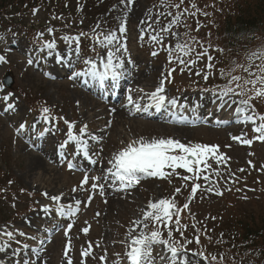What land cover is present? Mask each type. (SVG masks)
<instances>
[{
    "label": "rangeland",
    "instance_id": "374dc122",
    "mask_svg": "<svg viewBox=\"0 0 264 264\" xmlns=\"http://www.w3.org/2000/svg\"><path fill=\"white\" fill-rule=\"evenodd\" d=\"M42 1L40 0V3ZM51 1L45 0L42 8H35L33 11L30 3V12H32L27 15L24 12L22 17L16 13L26 21L24 27V23H18L21 18H16L14 25L11 24L14 30L9 31L10 26L0 28V55L5 56L8 61L0 64V82L3 83L7 74H10L13 80L11 88L4 85L3 92H0V228L8 226L9 230L26 233L23 237L17 235L10 246L0 251V264H24L25 260L34 258L30 248L39 246L40 239L37 237L42 238L40 228L46 222V219L39 220V216L48 218L56 208L55 204L41 195L43 192H47L49 196L62 194L65 198L77 197L82 201L77 215L65 217L61 229L50 238L52 241L43 245L41 259L47 264H66L63 255L67 241L64 228L68 223L73 224L69 234L72 242V251L69 255L74 264H80V253L89 242L93 244V250L92 257L87 259L86 264H101L99 257L105 252L107 264H113V261L118 259L115 254L125 252L123 242L126 240L127 231L133 226L132 221L141 217V210L146 208L149 200L156 201L171 197L174 188L181 187L182 192L176 200L178 206H182L187 201L191 182H188V187L185 188L179 176H173L171 183L168 180L142 177L138 185L127 190L121 189L119 183H113L111 179L103 180L105 192L110 186V193L118 194L112 197L107 194L100 196L98 191L90 192V190H78L72 193V188L80 184L85 173L99 175L98 169L109 165L108 161L114 153L140 137L147 140L172 137L185 143L191 141L219 145L220 151L230 157L226 165L219 166L221 176L212 177L218 183L223 196H216L203 189L198 192L197 197L190 204L191 214L187 211L182 213V223L189 225L185 235L189 239L193 238L195 230L191 225L196 223L206 252L224 253L226 257L235 256L238 264H264L263 236L258 238L257 244L253 247L249 243L240 244L241 237L238 238V243L235 242L236 233L244 234L239 223L237 224L238 221L249 222L252 218L261 227L263 225L261 222H264V171L261 170V165H264V143L254 141L249 147L231 139L232 136H239L242 133H246L245 138H254L251 131L253 125L235 122L237 116L233 109L228 113V108H224L218 115L220 109L218 102L210 93L200 91L202 88L211 89L217 84L224 83L218 73L215 77H210L207 82L201 76L195 75L197 69L204 68L207 59L195 65L191 72L187 70L181 72L177 68L171 77V82H166L164 94L178 100L177 108L168 106L151 112L154 109L151 107L147 111H136L134 105L128 104L129 94L134 101H143L140 104L141 108L152 103L145 94L155 91L169 68L175 66L169 64L167 52L163 47L150 40L152 30L142 32L147 28V23L141 21L151 22L149 11L152 13V19H155L156 12L164 11L160 7V0H135L131 6L121 4L120 0H91V19L98 13L100 15L92 20L93 24L82 30L86 34L92 35L93 29L105 33L110 30L116 31L126 17L127 31L123 35L117 31V35L128 49V53L123 57L124 73L134 78L124 87L117 101L106 100V104L84 89L91 85L90 78L76 80L71 78L75 72L84 70V58L96 57L94 48L101 55L105 50L99 49L93 40H88L86 44L81 43L80 40L82 56L77 58L73 53L75 44L67 48L59 44L65 43L61 39L63 36L69 38L78 36L73 34L76 32L71 27L76 22H71L70 25L64 0ZM222 1L230 4L233 0H194L198 8L208 15L197 13L195 17H188L186 22L190 29L179 28L182 34L190 30L191 36L209 48L218 68H224L233 61L244 62L246 53L264 48V32H258L252 37L246 36V39L234 49L226 47L223 32L219 34V29L215 28L217 24L221 25L227 15L231 16L232 9L225 6ZM189 2L190 0H186V5ZM76 5L80 11L83 10V2L77 0ZM20 7L21 5L18 6ZM168 19L170 17L167 19L160 17L161 25L166 24ZM197 22H199V31L196 30ZM97 25L100 26L99 29L96 28ZM154 27L158 26L154 25ZM49 28L54 31L49 33ZM41 29L46 31L41 32ZM142 34L143 40L140 39ZM52 40L56 43L52 55L48 54V50L42 52L40 49L43 43ZM169 42L175 43L170 38L165 40V43ZM215 49L224 51L221 53ZM153 51L159 54L153 56ZM57 54L65 57L63 63L56 62ZM129 59L132 61L131 64L127 63ZM29 60L33 62L29 64ZM34 64L37 67L40 65V68L33 67ZM65 65L68 68L61 74L65 75L64 78L49 76L50 74L56 77L57 71ZM83 79L85 87L81 84ZM9 92L13 95L8 102L14 103L16 107L11 111H4L8 102L3 101L2 97ZM201 100L210 101V106L205 103L201 106ZM254 104L257 111L264 114V101H254ZM179 105L186 107L180 108ZM41 106L51 109L50 116L53 119L50 122L46 123L41 118L39 111ZM215 110L218 112L213 114ZM118 111L127 113L130 120L123 122L116 116ZM156 114L160 119H153V115ZM61 116L75 123L76 134H79V128L86 124L88 132L99 138L97 141L89 139L90 156L97 160L96 164L90 163V167H84L83 171L69 169L65 160L72 151H76L74 142L68 143L62 149V160L55 156L57 145L67 141V126L63 120L58 119ZM179 116L195 120L196 126L170 122ZM35 119L47 124L45 138H42L44 134H41L42 137L37 139L38 132L33 129L35 126H31ZM199 119L204 121L196 122ZM22 123L26 127L18 134L17 128ZM35 159L42 160L41 170L34 171L30 167ZM249 161L255 165L254 168L249 166ZM239 169L245 171L241 172ZM177 172L186 174L183 170ZM199 183L204 184V181L201 180ZM88 188L89 186H86V189ZM228 188H231V191H228ZM89 194L93 197L90 203L87 202ZM117 196H121L120 200L109 204L110 198ZM244 196L248 199H243ZM43 206H49L52 211L48 214L43 213L41 211ZM85 227L89 228L87 235L81 231ZM208 237H211V243ZM27 238L30 239L28 243H26ZM3 243L5 238L0 237V244ZM24 243L27 247L23 249L21 246ZM245 246L248 248L245 249ZM189 248L198 250L195 244L189 245Z\"/></svg>",
    "mask_w": 264,
    "mask_h": 264
},
{
    "label": "snow or ice",
    "instance_id": "6c2138e0",
    "mask_svg": "<svg viewBox=\"0 0 264 264\" xmlns=\"http://www.w3.org/2000/svg\"><path fill=\"white\" fill-rule=\"evenodd\" d=\"M121 4L131 6L135 0H120ZM160 7L164 11L155 13V19H152V13L149 11V20L151 22L141 21L147 23V28L142 32H147L148 29L152 30L150 40L157 45L163 47L167 52L168 62L170 67L166 75L160 80L159 85L155 91L146 93L148 99L152 102L141 108V105L133 100L131 94L128 95L127 100L129 105H134L136 111H147L148 108L154 107L156 110H161L170 106L177 108L179 102L176 98H169L164 93L166 92V82H171L173 73L177 68L181 72L189 71L203 61L205 58L207 62L204 64L203 69L195 71L196 76H201L207 82L210 77H215L218 73L219 78L224 81L223 84H217L214 88H202L201 92L210 93L218 102V108L233 109L239 122L244 124H251L252 133L254 138H245L246 133L239 136H232L233 141L239 142L242 145L251 147L254 141L264 143V114L259 113L256 109L254 101H264V48H259L245 54L244 62L233 61L230 65L224 68H218L215 58L210 54L209 48H206L199 40L190 35V30L183 34L179 28L190 29L187 24L188 17H195L197 13L207 16L208 13L203 12L198 8L194 0L186 5V0H160ZM160 17L168 19L166 24L161 25ZM55 18V17H54ZM126 17L118 26L116 31H97L93 29L92 40L98 45L99 49L105 50L101 55L97 49L96 57H87L83 59L85 65L84 70L75 72L71 77L73 80L79 78H90L95 81L100 87H103L105 82L109 79L113 82L118 81L125 70V59L123 58L128 49L125 43H122L117 35V31L123 35L126 33ZM199 31V22H197ZM158 26V27H154ZM99 25L96 26L99 29ZM173 29H176L175 31ZM54 29L49 28L48 32L52 33ZM87 34L81 32L79 36L71 37L63 36L66 43L71 46L73 43V53L77 58H81L82 52L80 48V37ZM170 38L175 43H165V40ZM144 39V35L140 36ZM56 49L54 40L44 42L41 51L48 50V54ZM199 49V50H198ZM216 51L223 52V49H215ZM159 53L152 52L153 56ZM194 54V55H193ZM65 57L57 54L56 62L63 63ZM5 56L0 55V64L7 63ZM33 61L29 60L31 64ZM128 64L132 61L129 59ZM4 84L0 82V92H3ZM131 91V90H129ZM141 92L143 89L140 90ZM12 93L5 94L2 99L8 102L12 97ZM235 106V107H233ZM14 103L8 102L4 111H11L15 109ZM180 108L186 105H179ZM41 118L47 123L53 117L50 116L51 109L49 107L41 106ZM67 126V141L60 145L64 149L69 142H74L76 145V153L82 154L91 164H96L97 160L92 159L90 156L89 139L97 141L99 138L91 135L88 132V125H83L79 128V134L74 132L75 123L70 122L64 117H59ZM175 123H189L191 126H196L193 121H185L183 116L174 118ZM26 127L25 124H20L17 128V133H21ZM88 137V139H84ZM95 155H99L95 153ZM63 157V152H61ZM230 157L226 156L220 151L219 145H209L199 142H182L179 139L172 137L168 138H152L147 140L143 137L134 139L128 143L124 148L114 153L108 161L110 167L106 169V175H90L85 173L83 179L77 187L72 188V193L78 190H90V192H99L100 196L105 194V185L103 180L111 179L113 183H119L123 190L131 189L141 182L142 177H152L161 180H168L171 183L173 176H179L184 182L183 187H188V182H191L190 192L187 201L182 206H178L176 197L181 194L182 188H174V193L171 197L160 198L156 201L149 200L146 208L142 209V215L132 221V227L127 231L126 240L123 242L125 252L123 254L116 253L118 259L113 261V264H238L235 256L226 257V254L208 253L202 245L201 232L197 229V224L191 225L194 229L193 238L186 237L189 225L182 223V213L189 212L190 204L193 199L197 197L198 192L203 189L208 193L216 196H223V192L219 190L218 183L212 177H220L221 172L219 166L226 165ZM250 167L255 165L249 161ZM68 168H74L70 162ZM177 170H183L180 174ZM211 170V172L209 171ZM261 170L264 171V165H261ZM244 172V169H239ZM204 181V184L199 181ZM91 182V183H90ZM235 183L236 181H232ZM86 186H89L86 189ZM231 191V188L227 189ZM23 191V190H22ZM240 191V189H237ZM255 191V189H249ZM46 199L50 200L56 205L55 212L61 217H75L80 211L82 201L76 199L74 205L72 203H62L63 196L54 195L49 196L47 192L41 193ZM92 195L89 194L87 202L90 203ZM243 199H248L244 196ZM106 202V201H105ZM15 207V205H13ZM41 211L48 214L52 211L49 206H43ZM99 215V213H97ZM194 219V216H193ZM213 219H215L213 217ZM72 223H68L64 228V236L67 238L64 248V258L66 264H74L72 257L69 253L72 251V242L70 237ZM139 229V231H137ZM85 235L88 234L89 228L85 227L81 230ZM207 233V230H204ZM26 236V233L18 230H9L8 226L0 228V237L5 238V243L0 244V251L5 247L10 246V243L16 240V236ZM177 236L179 238H177ZM34 238V237H33ZM211 243V237H208ZM19 242V241H17ZM220 243V241H217ZM40 247L32 249L34 258L24 261V264H47L46 261L41 259V253L44 251V240L39 241ZM195 244L198 250L189 248V245ZM99 246L98 244L96 245ZM159 246V248H158ZM26 248L27 245H24ZM93 244L88 243L87 247L80 253V264H86L88 258L92 257ZM101 264H107V253L99 257Z\"/></svg>",
    "mask_w": 264,
    "mask_h": 264
},
{
    "label": "trees",
    "instance_id": "16d2710c",
    "mask_svg": "<svg viewBox=\"0 0 264 264\" xmlns=\"http://www.w3.org/2000/svg\"><path fill=\"white\" fill-rule=\"evenodd\" d=\"M43 2L45 0L42 3H40V0H0V23L7 27L13 24L16 18H21L24 12L27 14L31 4L32 7H35L43 4ZM222 3L232 9L231 16L227 15L221 25L217 24L215 26L217 30L219 29V34L223 32L226 47L234 49L240 42H243V39H246V36L252 37L258 32H264V0H233L230 4L224 1ZM25 4H27L26 7ZM19 5L22 8H18ZM16 9L21 11L17 12ZM16 13L20 14L21 17L17 16ZM18 23H24V27L26 21L21 18ZM238 223L244 234L239 235L236 233V243H238V238L241 237L240 244L244 243L247 245L249 243L253 247L257 244L258 238L264 237V222H261L263 224L262 227L252 218L249 222L238 221ZM259 226L260 229L258 228ZM246 248L248 247L245 246Z\"/></svg>",
    "mask_w": 264,
    "mask_h": 264
},
{
    "label": "bare ground",
    "instance_id": "6f19581e",
    "mask_svg": "<svg viewBox=\"0 0 264 264\" xmlns=\"http://www.w3.org/2000/svg\"><path fill=\"white\" fill-rule=\"evenodd\" d=\"M137 79H139V78H137ZM142 81V80H141ZM137 84H140V83H137ZM137 103H139V104H141V103H143V101H141V102H137ZM204 103H205V105H207V106H210V104H211V102L210 101H208V100H201V106L202 105H204ZM233 107H235V106H233ZM212 110V109H211ZM211 110L209 111V113H211ZM222 110L223 109H219V113H218V115L222 112ZM218 112V110H215L214 112H213V114H216ZM232 112V109H229L228 108V113H231ZM116 116L117 117H119L123 122H126L127 120H130V118H128L127 117V113H125V112H123L122 113V111H118L117 112V114H116ZM38 130H39V128H38ZM42 130L45 132V130H44V128H41V132H42ZM178 133H180V131H178ZM48 156L50 157V155L48 154ZM47 156V158L48 159H50L49 157ZM42 160L41 159H35V161H33L31 164H30V167L31 168H33V170L34 171H37V170H41L42 169ZM108 167H110V165H107L106 167H103V168H101V169H98V171H99V175H101V174H104V173H106V169L108 168ZM98 171H97V173H98ZM109 188H107L106 189V192H105V194H107V195H109V196H114V195H118L117 193H110V186H108ZM106 188V187H105ZM123 192H125V191H123ZM122 192V193H123ZM106 195V196H107ZM121 197V196H120ZM120 197L119 196H117V197H114V198H110V200L111 201H109V204H110V202H116V201H118V200H120ZM77 199V197H72V198H65V197H63V200H62V203H64V204H66L68 201H70V202H72V201H75ZM55 210V209H54ZM56 214V213H55ZM47 217L46 216H44V218L42 217V215L41 216H39V220H41L42 221V219H46ZM35 218H33V220H34ZM57 219L58 218H56V221L55 222H58L57 221ZM59 220V219H58ZM40 222V221H39ZM38 222V223H39ZM42 223V222H41ZM55 226V225H54ZM54 228V227H53ZM137 231H138V229H137Z\"/></svg>",
    "mask_w": 264,
    "mask_h": 264
},
{
    "label": "water",
    "instance_id": "95a60500",
    "mask_svg": "<svg viewBox=\"0 0 264 264\" xmlns=\"http://www.w3.org/2000/svg\"><path fill=\"white\" fill-rule=\"evenodd\" d=\"M10 86V84H8Z\"/></svg>",
    "mask_w": 264,
    "mask_h": 264
}]
</instances>
